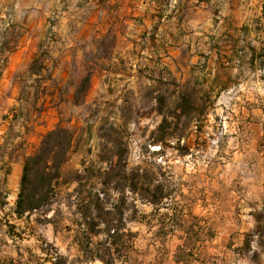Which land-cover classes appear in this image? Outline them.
I'll return each instance as SVG.
<instances>
[{
  "label": "rangeland",
  "instance_id": "rangeland-1",
  "mask_svg": "<svg viewBox=\"0 0 264 264\" xmlns=\"http://www.w3.org/2000/svg\"><path fill=\"white\" fill-rule=\"evenodd\" d=\"M112 42V35L98 38L67 75L40 90L43 100L23 107L33 121L19 114L7 131L8 138L34 131L31 153L57 126L72 131V143L49 203L21 220L0 183V264L259 262L261 45L255 60L236 63L224 90L199 77L152 78L140 55L133 75L119 61L125 76H101L114 66L106 60ZM53 65L33 67L45 79ZM8 148L5 142L2 152Z\"/></svg>",
  "mask_w": 264,
  "mask_h": 264
},
{
  "label": "crops",
  "instance_id": "crops-1",
  "mask_svg": "<svg viewBox=\"0 0 264 264\" xmlns=\"http://www.w3.org/2000/svg\"><path fill=\"white\" fill-rule=\"evenodd\" d=\"M107 35L113 42L106 60L115 67L101 76H125L119 61L132 65L133 75L140 55L146 56L152 78L199 77L226 90L236 63L255 60L254 45H261L257 49L264 55V0H0V59L5 60L0 67V183L8 189L17 220L24 217L16 215L15 202L24 159L31 154L29 135L35 132L8 138L7 131L24 106L43 100L39 94L44 96L53 77L67 75L71 64ZM35 62L53 63L51 75L40 78ZM32 118L22 116L27 123ZM5 142L9 148L2 152ZM258 251L259 262L234 264H264V248Z\"/></svg>",
  "mask_w": 264,
  "mask_h": 264
},
{
  "label": "trees",
  "instance_id": "trees-1",
  "mask_svg": "<svg viewBox=\"0 0 264 264\" xmlns=\"http://www.w3.org/2000/svg\"><path fill=\"white\" fill-rule=\"evenodd\" d=\"M84 79L87 82L88 76ZM71 143L72 131L62 126L41 135L38 147L24 159L15 202L17 216L38 210L49 203L53 181L60 176V168Z\"/></svg>",
  "mask_w": 264,
  "mask_h": 264
}]
</instances>
